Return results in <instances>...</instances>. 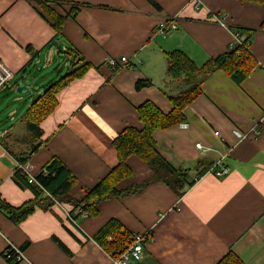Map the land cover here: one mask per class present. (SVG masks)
<instances>
[{
    "label": "crops",
    "instance_id": "1",
    "mask_svg": "<svg viewBox=\"0 0 264 264\" xmlns=\"http://www.w3.org/2000/svg\"><path fill=\"white\" fill-rule=\"evenodd\" d=\"M35 1L0 0V60L13 74L0 93L21 87L19 77L32 84L33 69L55 57L70 71L68 48L91 69L56 95L57 108L40 124L42 135L34 142H28L23 122L29 104L16 127L0 124V132H7L0 140V202L13 208L36 200L31 188L13 180L15 157L29 156L34 177L58 160L75 178L67 195L78 200L116 166L117 134L141 128L138 106L150 102L170 113L168 96L187 85L167 76V54L181 52L200 67L230 52L237 38L248 39L254 67L240 82L218 70L198 76L201 94L184 109L185 123L152 134L158 154L175 170L188 171L193 185L182 197L150 183L135 195L101 202L95 215L77 217L76 225L69 221L73 206L66 203L36 209L17 224L0 210V264H112L92 239L111 219L129 233H153L144 258L130 264H216L229 252L241 264H264V32L258 30L264 8L240 0H199L197 10L191 0H40L59 2L52 8L65 21L56 37ZM71 3L82 6L74 16ZM167 19H174L177 30L155 35L156 25ZM122 57L129 69L113 71L106 64ZM137 82L151 86L136 90ZM16 115L10 112L8 120L15 122ZM222 158L229 174L217 178L210 169ZM126 164L132 177L119 190L151 177L135 156ZM46 196L42 191L38 199ZM8 244L25 260H5Z\"/></svg>",
    "mask_w": 264,
    "mask_h": 264
},
{
    "label": "trees",
    "instance_id": "2",
    "mask_svg": "<svg viewBox=\"0 0 264 264\" xmlns=\"http://www.w3.org/2000/svg\"><path fill=\"white\" fill-rule=\"evenodd\" d=\"M242 2H253L264 8V0H240ZM37 6L44 17L50 22L52 29L59 37L65 17L57 14L52 8L59 2H49L36 0ZM70 15L74 16L82 7L71 3ZM258 30L264 32V20ZM239 36V35H238ZM245 45L231 49L230 52L208 60L198 67L183 53L175 51L166 55V74L171 80L183 79L187 89L176 96H168L172 106L169 114H162L152 103L145 102L135 109L140 129L124 128L112 141V146L117 157V164L110 172L99 181L91 190L78 199H70L68 190L75 184V178L56 159H52L35 177L36 184L28 185L26 178L15 171L13 180L20 187H29L33 190L36 200L23 204L18 208H13L0 202V210L15 224L23 221L36 209L49 210L55 203H66L73 206V211L80 208L87 215H95L98 205L106 200L120 199L127 195H135L150 183H162L175 193L177 197H182L186 189L193 185L187 182L188 171L175 170L157 152L156 145L152 139V134L157 130H167L174 126H181L185 123L183 115L184 109L193 103L201 94L198 76L208 74L218 70L225 73L233 80L240 82L254 67V61L249 53L248 39H240ZM26 51L31 53L30 49ZM65 55L71 58L70 71L63 77L50 82L43 94L35 99L29 106L23 119L25 129L28 133V142H34L40 138L42 132L40 124L57 108L56 95L67 87L71 82L81 79L90 69L79 53L68 48ZM151 86L149 82H137L136 90ZM38 146L32 148L34 152ZM131 156L138 158L151 172V177L140 185L127 190H119L118 184L132 177V172L128 168L126 161ZM27 157H15L19 163L28 161ZM201 164L198 163L197 168ZM203 171L197 173L201 176ZM38 189V190H37ZM42 191L48 197L40 198ZM80 216H75L74 219ZM93 241L112 258L120 255L131 242V233L114 219L109 220L97 234ZM216 264H241V261L231 252L226 254Z\"/></svg>",
    "mask_w": 264,
    "mask_h": 264
},
{
    "label": "built area",
    "instance_id": "3",
    "mask_svg": "<svg viewBox=\"0 0 264 264\" xmlns=\"http://www.w3.org/2000/svg\"><path fill=\"white\" fill-rule=\"evenodd\" d=\"M191 4L197 10L200 7L199 0H191ZM225 18H222L219 23L221 25L224 23ZM177 30V24L174 22V19H167L158 23L154 29V34L162 37H166L171 33ZM245 44L241 42L238 38L235 40V44L231 49H236L237 47H243ZM106 64L112 68L113 71H118L122 69H129V60L125 57L119 59L118 62L115 60H108ZM13 79V74L9 69L1 62L0 60V90L3 89L11 80ZM7 134L6 131L0 132V140L5 137ZM218 133H215L217 136ZM202 153L205 151L201 145L195 146ZM221 160L216 162L210 169L213 175L217 178L225 177L229 174V170L223 166ZM15 171L19 172L26 178L28 185H35L36 181L34 176L31 174V168L28 161L25 163L16 162ZM75 216L84 217L87 214L84 213L80 208H77L73 211ZM69 221L76 225V220L72 217H69ZM153 241V233L151 230L146 231L144 234H132L131 233V242L127 245L125 250L115 258H112V264H130L131 262H139L145 256V245ZM3 258L9 262L20 263L25 260L23 252L11 244H8L6 251L3 253Z\"/></svg>",
    "mask_w": 264,
    "mask_h": 264
},
{
    "label": "rangeland",
    "instance_id": "4",
    "mask_svg": "<svg viewBox=\"0 0 264 264\" xmlns=\"http://www.w3.org/2000/svg\"><path fill=\"white\" fill-rule=\"evenodd\" d=\"M62 63V57H55L49 65L42 62L40 66H36L31 74L33 79L31 87L21 94L16 91L11 94L7 89L3 90L0 93V124L10 129L16 127L23 117L24 111L39 95L43 94L48 84L63 77L68 72L66 66H61ZM12 111L17 112L15 122L8 120V115Z\"/></svg>",
    "mask_w": 264,
    "mask_h": 264
},
{
    "label": "water",
    "instance_id": "5",
    "mask_svg": "<svg viewBox=\"0 0 264 264\" xmlns=\"http://www.w3.org/2000/svg\"><path fill=\"white\" fill-rule=\"evenodd\" d=\"M19 81L21 82L22 86L18 87L16 92L18 94H21L23 91H25L26 89H28L30 87L31 81H30V83H25L24 77H19Z\"/></svg>",
    "mask_w": 264,
    "mask_h": 264
}]
</instances>
